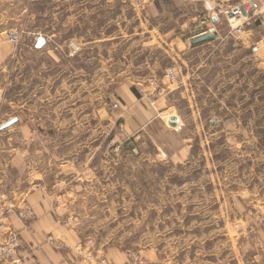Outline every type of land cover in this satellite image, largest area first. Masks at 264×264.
<instances>
[{
	"label": "rangeland",
	"instance_id": "374dc122",
	"mask_svg": "<svg viewBox=\"0 0 264 264\" xmlns=\"http://www.w3.org/2000/svg\"><path fill=\"white\" fill-rule=\"evenodd\" d=\"M216 1L227 4L237 0ZM164 2L166 17L161 25L165 31H172L167 35L168 43L176 40L168 45L166 54L162 49L152 52L155 65L129 68L147 89L151 101L165 111V120L170 114L182 118L183 129L168 133L165 142L176 150L183 148L186 157L192 155L191 161L154 164L142 158L133 162L123 144L116 153L124 157L117 162L118 178L113 179L117 193L112 198L103 196L107 198L104 203L113 202V210L100 211L105 218L111 214L113 222L99 232L92 228L90 233L88 220L83 216L78 219V211L68 212V201L65 211H58L59 216L66 227L82 231V249L114 244L125 249L128 257L135 253L155 264H264V29L258 26L243 37L235 36L222 20L220 37L195 46L194 38L209 33L204 0ZM24 3L30 10L24 17L28 32L56 34L62 30L63 14L58 3ZM73 32L77 28L66 31L67 35ZM146 36L139 35L137 40ZM250 36L254 40L251 45ZM52 46L56 48L54 42ZM14 48L7 37L0 39L1 50L10 54ZM70 51L65 52L70 55ZM63 52L56 49V53ZM77 55L70 56L76 59ZM137 55L135 61L144 60V54ZM82 57V67L90 71L98 67L87 61V52ZM172 66L177 69L178 81L183 82L182 91L164 77ZM158 83L169 87L167 101H158ZM0 95L1 123L3 117L14 112L13 54L0 63ZM160 150L150 144L142 155ZM13 153L11 129L0 133V209H7L8 204L17 209L10 194L13 169L4 168ZM94 165L89 163L87 169ZM57 190L62 202L66 201L63 194L70 196L66 193L68 182H59ZM15 215L11 213L13 224ZM21 249L18 253L23 261ZM103 254L101 259L107 260ZM132 262L129 258L128 264Z\"/></svg>",
	"mask_w": 264,
	"mask_h": 264
},
{
	"label": "crops",
	"instance_id": "0c3cea01",
	"mask_svg": "<svg viewBox=\"0 0 264 264\" xmlns=\"http://www.w3.org/2000/svg\"><path fill=\"white\" fill-rule=\"evenodd\" d=\"M50 1L62 8L59 13L63 14V28L56 34L46 33L47 47L32 49L34 36L29 35L10 54L9 50L0 49V63L8 60L9 55L14 57V112L5 113L7 116L0 123L2 127L16 119L0 129V133L14 129V153L5 160L4 168L13 169L10 192L13 203L17 207L26 203L35 211V217L27 225L16 215L13 217L22 236V264H98L96 259L87 258L89 252L95 257L104 253L110 264H128L125 249L118 245L100 243L79 251L82 231L66 227L59 213L68 201V212L78 211V219L82 220L83 216L88 220L90 233L92 228L99 232L113 222L111 214L105 218L100 211L113 210V202L104 203L107 198L103 196L117 193L118 185L113 179L117 177L116 164L124 157L106 153L109 119L120 118L127 133L133 136L134 145L141 150L136 157L130 145H126L124 151L130 161L139 162L142 158L154 164L191 161L192 155L186 157L183 148L176 150L166 144L168 133L181 130L175 131L169 125L173 114L164 119L165 111L151 101L147 89L141 87L138 76L129 68L155 65L150 57L152 52L162 49L166 54L168 45L176 38L168 43L167 35L172 31H165L161 25L166 17L164 0H153L143 9L135 7L130 0ZM29 11L24 0H0V39L6 38L11 28L26 27L24 17ZM259 27L264 29V16ZM70 28H77V32L67 35ZM139 35L147 36L137 40ZM251 40L250 36L248 43ZM72 43L81 48L76 59L65 52L71 50ZM59 48L64 55L56 53ZM119 51L123 52L119 54ZM85 52L87 61L98 66L93 71L82 67ZM139 53L145 58L137 62ZM114 66L128 68L109 70L108 67ZM174 83L176 88L183 87L181 80ZM161 85L158 83L157 87L159 102L168 100L169 87ZM111 101H119L120 110L112 111ZM180 120L183 129L181 117ZM150 144L161 150L143 156L145 146ZM93 162L94 167L87 169ZM60 180L69 184L66 193L70 196L63 194L66 198L63 202L57 196ZM90 211H99L98 216ZM70 214L67 217L73 218Z\"/></svg>",
	"mask_w": 264,
	"mask_h": 264
},
{
	"label": "built area",
	"instance_id": "2783aa9c",
	"mask_svg": "<svg viewBox=\"0 0 264 264\" xmlns=\"http://www.w3.org/2000/svg\"><path fill=\"white\" fill-rule=\"evenodd\" d=\"M30 4L43 2L45 0H24ZM135 7L143 8L153 0H130ZM204 4L209 13V19L206 21L209 33H215L216 38L220 37V27L222 20H225L229 32L235 36H242L248 30L255 29L259 26L264 16V0H237L235 2H217L216 0H204ZM30 33V34H29ZM29 35L34 36L32 49L38 51L48 46L49 40L45 33L28 32L25 27L11 28L7 31L6 37L14 46H20L26 42ZM81 52V48L77 43L71 44L70 55L75 56ZM165 79L170 83L178 80V73L175 67H169L165 71ZM159 89V88H157ZM121 108L119 101L110 102V109L118 111ZM109 129L106 148L116 155L121 150L123 144L130 145L131 152L134 156L140 155L138 146L134 145L133 136L129 135L125 129L124 122L120 118L109 119L107 124ZM175 131L182 130V125L177 124L172 127ZM7 209H0V264H22L19 255V249L22 247L21 234L11 220V213L14 212L17 217L27 225L35 217L34 208L24 203L21 207L13 209L12 204H8ZM79 251L84 250L82 246H78ZM130 260L134 264H155L140 259L135 253L129 255ZM87 258H94L98 264H109L105 258L101 256H93L91 252L87 253Z\"/></svg>",
	"mask_w": 264,
	"mask_h": 264
},
{
	"label": "water",
	"instance_id": "95a60500",
	"mask_svg": "<svg viewBox=\"0 0 264 264\" xmlns=\"http://www.w3.org/2000/svg\"><path fill=\"white\" fill-rule=\"evenodd\" d=\"M215 37H216L215 33L204 34V35H201L199 37L194 38L192 40V43H194V44L201 43V42L206 41V40L214 39ZM15 120L16 119L11 120V121L5 123L4 125H2V127H0V129H3V128L9 126ZM179 122H180V117L178 115H172L170 117V119L168 120L169 125L172 126V127L176 126Z\"/></svg>",
	"mask_w": 264,
	"mask_h": 264
}]
</instances>
